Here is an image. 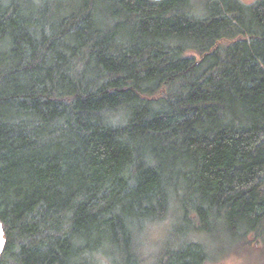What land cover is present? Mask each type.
Segmentation results:
<instances>
[{
    "label": "trees",
    "instance_id": "trees-1",
    "mask_svg": "<svg viewBox=\"0 0 264 264\" xmlns=\"http://www.w3.org/2000/svg\"><path fill=\"white\" fill-rule=\"evenodd\" d=\"M0 221V264L264 252V0H0Z\"/></svg>",
    "mask_w": 264,
    "mask_h": 264
},
{
    "label": "rangeland",
    "instance_id": "rangeland-1",
    "mask_svg": "<svg viewBox=\"0 0 264 264\" xmlns=\"http://www.w3.org/2000/svg\"><path fill=\"white\" fill-rule=\"evenodd\" d=\"M251 3L254 0H246ZM165 227L161 226L156 230L155 237L159 238L162 235V231ZM264 253L259 243H252V248L247 253L243 254H231L223 262L211 263V264H262L264 261Z\"/></svg>",
    "mask_w": 264,
    "mask_h": 264
},
{
    "label": "water",
    "instance_id": "water-1",
    "mask_svg": "<svg viewBox=\"0 0 264 264\" xmlns=\"http://www.w3.org/2000/svg\"><path fill=\"white\" fill-rule=\"evenodd\" d=\"M154 1L160 2V1H163V0H154ZM5 246H6V236H5V231H4V228H3V224L0 221V257L3 254V252H4Z\"/></svg>",
    "mask_w": 264,
    "mask_h": 264
}]
</instances>
